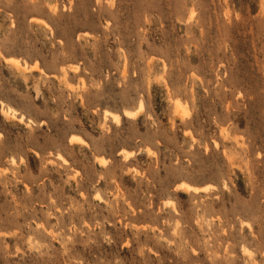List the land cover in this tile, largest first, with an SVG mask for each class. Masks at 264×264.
<instances>
[{"label": "rangeland", "instance_id": "rangeland-1", "mask_svg": "<svg viewBox=\"0 0 264 264\" xmlns=\"http://www.w3.org/2000/svg\"><path fill=\"white\" fill-rule=\"evenodd\" d=\"M0 264H264V0H0Z\"/></svg>", "mask_w": 264, "mask_h": 264}, {"label": "bare ground", "instance_id": "bare-ground-1", "mask_svg": "<svg viewBox=\"0 0 264 264\" xmlns=\"http://www.w3.org/2000/svg\"><path fill=\"white\" fill-rule=\"evenodd\" d=\"M13 61H14V60H13ZM18 62H19V61H18ZM18 62H16V63H18ZM19 66H20V65H19ZM1 104H2V103H1ZM142 104H143V103H142ZM177 104H178L177 106H179L180 109L184 108V107H181V106H182V103H181L180 101L177 102ZM140 106H141V105H140ZM180 109H179V110H180ZM7 113H8V112H7ZM12 114H13V113H12ZM105 116H106V115H105ZM115 117L117 118V115H116ZM116 118H114V119L117 120L118 118H117V119H116ZM119 121H120V120H119ZM119 121H118V122H119ZM74 139H75V138H74ZM78 140H80V139H78ZM73 141H74V140H73ZM74 142H75V141H74ZM188 186H189V185H188Z\"/></svg>", "mask_w": 264, "mask_h": 264}]
</instances>
